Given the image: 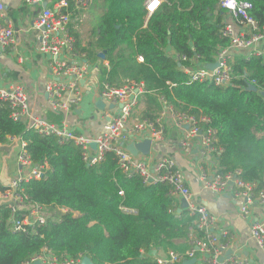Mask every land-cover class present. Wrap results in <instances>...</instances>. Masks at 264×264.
Masks as SVG:
<instances>
[{"label":"trees","instance_id":"16d2710c","mask_svg":"<svg viewBox=\"0 0 264 264\" xmlns=\"http://www.w3.org/2000/svg\"><path fill=\"white\" fill-rule=\"evenodd\" d=\"M102 1L106 12L95 31L96 41L83 49L78 41L75 45V52L88 58L93 52L105 55L109 68L102 71L101 85L143 83L144 118L150 122L159 117L163 101L178 113L208 118L222 150L217 158L220 172L240 171L239 178L254 184L256 194L263 191L264 97L259 92L264 91V59L237 57L232 63L234 81L218 87L188 84L187 75L168 54L174 50L213 63L217 47L229 45L221 36L220 0H162L146 28L148 0ZM241 1L252 4L251 17L264 27V0ZM253 81L257 92L248 89ZM12 137L28 143L35 163H48L45 179L24 186L30 202L51 216L36 233H14L12 220L25 211L13 215L1 207L0 264H27L46 249L61 261L88 257L93 264H158L154 250L184 254L190 250L192 231L204 236L195 225L197 217L188 210L177 212L169 184L145 185L139 175L128 176L113 152L88 165L79 147L39 135L14 121L9 108L0 104V143ZM60 208L69 212L61 214ZM54 217L60 221L54 222Z\"/></svg>","mask_w":264,"mask_h":264},{"label":"built area","instance_id":"2783aa9c","mask_svg":"<svg viewBox=\"0 0 264 264\" xmlns=\"http://www.w3.org/2000/svg\"><path fill=\"white\" fill-rule=\"evenodd\" d=\"M47 0H26L28 5H41ZM162 0H149L145 8L147 11L146 21L162 7ZM92 0H61L52 8H43L32 18V27L42 31L39 51L49 61L52 78L46 85V94L49 105L55 112H71L78 108L84 98L82 82L89 75L88 65L77 61L79 55L75 53V38L70 32L72 15L77 12L86 16ZM160 7L155 11L157 6ZM224 11V20L221 28V36L229 40L226 47H217L213 63L200 62L199 57L189 59L187 56L178 55L174 50L168 54L178 63L179 68L188 77V84L211 83L218 87H228L234 81L232 63L237 57L247 60L251 58L264 59V27L251 17L250 11L253 6L248 1L220 0L219 10ZM4 17V4L0 0V19ZM15 33L13 28L0 23V49L14 50ZM140 63L144 62L138 57ZM209 68L208 65H214ZM250 84L255 85V81ZM145 92L143 83L127 82L122 87H112L105 83L99 91L100 101L114 109L104 112L103 118L107 120L100 135L95 138L77 133L65 121L54 124L36 116L31 110L29 96L26 88L21 84L9 87H0V104L6 105L10 110V117L14 121L23 122L28 129L35 130L41 136H55L59 144H74L82 151L85 163L93 165L99 163L106 153H115L121 164V169L128 176L139 175L145 185L166 183L171 186V195L174 198L185 199L191 215L197 217L195 225L204 234L197 237L192 231L189 236L190 250L181 254L171 251L167 257H157L158 264H182L184 261L197 259L198 254L202 256L204 264H249L247 261L240 262L231 259L229 262L221 260L227 245L220 243L213 232L216 218L210 210L191 202L192 192L187 184L182 170L176 161L169 156H164L155 162L150 157L132 156L126 145L136 142L139 136H143L155 142L164 139L165 127L163 121L167 118L179 129L185 131L181 146L186 149L192 139H198L201 150V167L199 180L205 190L222 194L231 185L236 187L235 197H241L245 203L241 208L242 214L249 215L252 205L264 206V190L255 193L256 186L246 183L239 178L240 171L236 173L222 174L219 170L217 158L222 152L218 149L217 131L209 127L210 120L201 117L199 120L186 113H178L163 101V110L154 122L144 120L140 124L129 128L132 112L137 107L139 97ZM185 128H187L185 130ZM17 139L18 137H13ZM145 138V139H146ZM20 140V152L18 155L19 171L9 185L3 188L0 184V208L5 207L13 215L19 211L25 213L12 220V232L26 233L31 230L36 233L37 226L48 223L49 214L44 207L31 203L25 192L24 184L33 180H43L49 169L48 163H35L29 152L28 143ZM144 140V139H143ZM142 140V141H143ZM96 144L97 150L91 147ZM205 165L209 167L208 172ZM124 195V193H120ZM125 212L129 210L124 209ZM61 214H67L69 209L60 208ZM133 212V211H132ZM74 216L79 213L73 212ZM54 222L60 221L57 217ZM251 236L257 243L259 249L264 251V220L256 221L251 227ZM198 260V259H197ZM82 264V259L60 260L47 249L42 254L35 256L27 264Z\"/></svg>","mask_w":264,"mask_h":264},{"label":"crops","instance_id":"0c3cea01","mask_svg":"<svg viewBox=\"0 0 264 264\" xmlns=\"http://www.w3.org/2000/svg\"><path fill=\"white\" fill-rule=\"evenodd\" d=\"M60 1L47 0L41 5H28L26 0H2L4 17L0 19V23L13 28L15 43L14 50L11 48L6 51L0 49V87H9L14 84L23 85L29 96L31 110L36 116L54 124L65 121L77 133L95 138L102 133L107 122L103 118L104 112L111 110L107 105L105 109L96 106L100 101L102 71L109 68V62L105 60L103 53L93 52L92 57L88 58L84 52H75L79 55L75 59L88 65L89 69L88 77L82 82L84 98L78 108H74L68 113L55 112L51 109L46 94V85L52 78V74L48 58L39 51L43 30H35L31 22L32 18L45 8V3L48 8H52ZM99 11L102 15L97 25L93 27L90 22L91 18ZM105 12L106 7L102 0H92L88 12L85 13L86 16L82 17L80 13H73L70 32L71 34L75 33V36H72L76 42L80 43L81 49L88 46L91 41H96L95 31ZM149 22L150 19L145 20L144 28ZM84 25H89L88 37L84 35L82 29ZM144 109L145 103L141 95L137 107L132 112L129 128L147 120L144 118ZM163 124L165 127L164 139L152 145V151L148 156L150 161L155 162L164 156L172 157L176 161L192 192L191 202L207 207L216 218L213 232L220 243L227 245L222 258H226V255L232 251L227 262L236 258L240 262L247 261L249 264H264V251L259 249L251 236L252 224L264 220V206L252 205L249 215H244L241 208L245 201L241 197H235V186L231 185L222 194L205 190L199 180L201 150L198 139H192L188 147L184 149L181 142L184 139L185 131L179 129L171 118L165 119ZM145 138L139 136L136 142H141ZM19 152L20 140L18 138L12 137L0 143V184L3 188L9 185L19 171ZM205 168L211 174L207 165ZM175 199L178 209H180L183 199ZM202 256L200 253L198 254L196 264H204ZM156 257L163 258L167 255L164 251L158 250Z\"/></svg>","mask_w":264,"mask_h":264},{"label":"water","instance_id":"95a60500","mask_svg":"<svg viewBox=\"0 0 264 264\" xmlns=\"http://www.w3.org/2000/svg\"><path fill=\"white\" fill-rule=\"evenodd\" d=\"M47 7V3H45V8ZM44 30V29H42ZM102 57H104V55H101ZM209 68H213L215 66L214 65H208ZM248 89L250 91H253V92H257V88L255 87V85H252V84H248ZM263 97H264V91H261L259 92ZM96 106L98 108H101V109H105L106 108V104L102 101H99ZM110 109H114V106H110ZM152 140H150L149 138H146L144 139L143 141L141 142H131L130 144L126 145V150L134 157H137L139 155L141 156H144V157H147L150 155L151 151H152ZM92 149L94 151L97 150V146L96 144H92L91 145ZM188 209V203L185 199H183L182 201V205L180 207V209H178V213H182L184 210ZM157 250H154L152 255L153 256H156L157 254ZM232 254V251H230L227 255H226V258H222L221 260H227V259H230V255ZM197 263V259H191V260H187V261H184L182 264H196ZM39 264V263H38ZM82 264H93L92 261L88 258V257H84L82 259Z\"/></svg>","mask_w":264,"mask_h":264},{"label":"rangeland","instance_id":"374dc122","mask_svg":"<svg viewBox=\"0 0 264 264\" xmlns=\"http://www.w3.org/2000/svg\"><path fill=\"white\" fill-rule=\"evenodd\" d=\"M101 15H102V13L99 11V12H97L96 14H94L93 16H92V18H91V26H96L97 25V23L99 22V19H100V17H101ZM84 20V19H83ZM83 32H84V35L86 36V37H88V35H89V33H87V31H88V29H89V25H87V26H83ZM49 212V211H48ZM51 213H53V212H51ZM55 214V213H54Z\"/></svg>","mask_w":264,"mask_h":264},{"label":"bare ground","instance_id":"6f19581e","mask_svg":"<svg viewBox=\"0 0 264 264\" xmlns=\"http://www.w3.org/2000/svg\"><path fill=\"white\" fill-rule=\"evenodd\" d=\"M160 5V4H159ZM158 8V6L155 8V10Z\"/></svg>","mask_w":264,"mask_h":264}]
</instances>
